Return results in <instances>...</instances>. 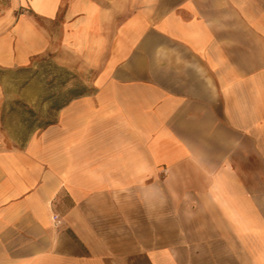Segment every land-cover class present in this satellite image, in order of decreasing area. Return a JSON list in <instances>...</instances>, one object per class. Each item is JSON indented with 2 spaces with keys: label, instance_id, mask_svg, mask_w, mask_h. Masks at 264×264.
<instances>
[{
  "label": "crops",
  "instance_id": "obj_1",
  "mask_svg": "<svg viewBox=\"0 0 264 264\" xmlns=\"http://www.w3.org/2000/svg\"><path fill=\"white\" fill-rule=\"evenodd\" d=\"M0 264H264V0L5 6Z\"/></svg>",
  "mask_w": 264,
  "mask_h": 264
},
{
  "label": "rangeland",
  "instance_id": "obj_2",
  "mask_svg": "<svg viewBox=\"0 0 264 264\" xmlns=\"http://www.w3.org/2000/svg\"><path fill=\"white\" fill-rule=\"evenodd\" d=\"M13 1L15 0H0V12L5 6L10 5Z\"/></svg>",
  "mask_w": 264,
  "mask_h": 264
},
{
  "label": "trees",
  "instance_id": "obj_3",
  "mask_svg": "<svg viewBox=\"0 0 264 264\" xmlns=\"http://www.w3.org/2000/svg\"><path fill=\"white\" fill-rule=\"evenodd\" d=\"M61 103H63V102H61Z\"/></svg>",
  "mask_w": 264,
  "mask_h": 264
}]
</instances>
